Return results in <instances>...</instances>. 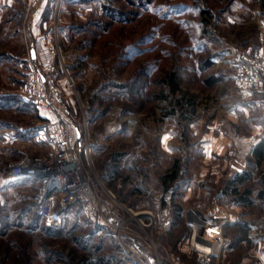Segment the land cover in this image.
<instances>
[{
  "label": "rangeland",
  "instance_id": "rangeland-1",
  "mask_svg": "<svg viewBox=\"0 0 264 264\" xmlns=\"http://www.w3.org/2000/svg\"><path fill=\"white\" fill-rule=\"evenodd\" d=\"M249 46L264 47V0H0V183L24 157L44 159L53 150L47 127L54 116L27 102L21 88L32 65L56 64L107 188L127 209L152 212L149 231L175 264H195L193 228L183 217L195 214L191 223L205 226L195 203L221 190L200 193L201 145L214 141L203 138L222 133L234 148L231 133L249 129L251 109L237 119L228 111L237 58ZM257 94L264 100V87L239 98L247 106ZM43 191L32 178L0 189V264H137L117 235L79 206L56 201L61 222L49 226ZM168 207L180 217L162 232ZM205 222L213 230L212 220ZM249 247L230 248L229 264L255 259ZM160 255L170 264L162 249Z\"/></svg>",
  "mask_w": 264,
  "mask_h": 264
},
{
  "label": "built area",
  "instance_id": "built-area-1",
  "mask_svg": "<svg viewBox=\"0 0 264 264\" xmlns=\"http://www.w3.org/2000/svg\"><path fill=\"white\" fill-rule=\"evenodd\" d=\"M58 71L56 64L40 68L32 65L21 88L27 102L54 116L47 127L53 150L48 158L21 159L11 167L10 181L1 182L0 189L15 180L36 179L44 188L39 203L49 226L58 227L61 222L56 201L61 208L79 206L87 218H99L109 231L117 235L126 256L134 263L161 264L162 249L166 262L175 264L169 249L156 241L149 231L154 222L152 212L136 213L127 209L99 176L89 146L88 128H82L75 122L65 91L57 82ZM233 87L242 99H249L255 90L264 87L262 48L249 46L239 53ZM50 192L53 194L49 195ZM144 218H150V221L146 222ZM132 219L140 231L129 228ZM199 235H195L194 227L192 244L197 252L195 264H213V255L228 238L223 237L218 229L208 230L205 226Z\"/></svg>",
  "mask_w": 264,
  "mask_h": 264
},
{
  "label": "crops",
  "instance_id": "crops-1",
  "mask_svg": "<svg viewBox=\"0 0 264 264\" xmlns=\"http://www.w3.org/2000/svg\"><path fill=\"white\" fill-rule=\"evenodd\" d=\"M262 51L264 52V47ZM233 95L229 100L231 103V107L228 109L230 117L237 119L240 110L251 109L253 114L247 117L249 129L246 133L239 132L237 129L231 133L230 138L236 140L233 143L234 148L231 147L232 144L226 142L227 136L222 133H220L221 136H205L203 138L204 141L208 138H213L214 141L208 143V146L206 143L201 145L202 156L198 164V182L199 187L202 186L204 191L201 189L200 193L205 194L206 197L211 196L210 191H207L209 190L208 186H214L216 189L221 188V190L215 193L214 198H198L195 206H199L197 215L205 227L210 223L205 221L212 220L213 230L218 229L223 237L228 238L225 245L213 255V264H229L226 253L230 248L246 246L248 249L252 244L249 248L257 254L255 259L243 255V258L235 264H264V246L262 245L264 238V146L259 147L264 143V100L261 99L260 94H257L258 98L249 100L248 105L245 106L237 93L234 92ZM240 101L242 105H240ZM257 108L261 113L260 118L256 114ZM222 161L226 163L225 166ZM191 171L192 167L190 166L189 172ZM9 179L6 176L4 181H10ZM191 181L190 185H194L195 181ZM7 185H11V182ZM244 186L250 188L243 190ZM253 188L255 189L253 190ZM246 191H250V193L246 195ZM154 199L160 201L161 198ZM164 201L170 204L167 198ZM171 209L170 207L166 208L164 221L168 220L169 222L163 223L162 232H166L167 227H171L172 229L169 230L173 231L175 227L173 224L177 219L170 211ZM187 215L183 218L186 217V223L191 224L193 233L194 226L204 227L197 223H195L196 225L191 223L190 220L196 218L195 214L189 212ZM198 237H200L199 234Z\"/></svg>",
  "mask_w": 264,
  "mask_h": 264
},
{
  "label": "trees",
  "instance_id": "trees-1",
  "mask_svg": "<svg viewBox=\"0 0 264 264\" xmlns=\"http://www.w3.org/2000/svg\"><path fill=\"white\" fill-rule=\"evenodd\" d=\"M204 14L206 15L207 13L204 12ZM174 79H175V77H174V75H173V76L170 77V79H169V81H168L170 84L172 83V86L174 87V88H173V91H175V90L177 89V86H178V85H175V83H174ZM263 146H264V143H262V144L259 145V147H263ZM175 178H177V170H176L175 172L171 173V174H167V175H166L165 183L168 184L169 181H172V180H174ZM245 193H246V195H247V194L250 193V191H246ZM176 217L179 218L180 216H176Z\"/></svg>",
  "mask_w": 264,
  "mask_h": 264
},
{
  "label": "water",
  "instance_id": "water-1",
  "mask_svg": "<svg viewBox=\"0 0 264 264\" xmlns=\"http://www.w3.org/2000/svg\"><path fill=\"white\" fill-rule=\"evenodd\" d=\"M32 56H33L34 59H36V51H35V49H32ZM200 231H201V227L200 226H196L195 227V235L198 236Z\"/></svg>",
  "mask_w": 264,
  "mask_h": 264
},
{
  "label": "bare ground",
  "instance_id": "bare-ground-1",
  "mask_svg": "<svg viewBox=\"0 0 264 264\" xmlns=\"http://www.w3.org/2000/svg\"><path fill=\"white\" fill-rule=\"evenodd\" d=\"M196 225V224H195ZM196 227V226H195ZM202 228V227H201ZM210 229H212V228H210Z\"/></svg>",
  "mask_w": 264,
  "mask_h": 264
}]
</instances>
